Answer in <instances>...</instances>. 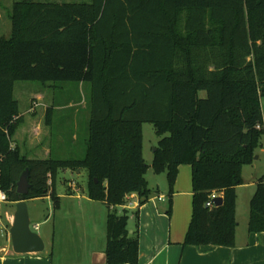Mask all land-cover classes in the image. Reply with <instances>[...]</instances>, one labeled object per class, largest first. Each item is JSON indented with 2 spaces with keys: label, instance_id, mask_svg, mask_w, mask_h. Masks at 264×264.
I'll return each instance as SVG.
<instances>
[{
  "label": "trees",
  "instance_id": "16d2710c",
  "mask_svg": "<svg viewBox=\"0 0 264 264\" xmlns=\"http://www.w3.org/2000/svg\"><path fill=\"white\" fill-rule=\"evenodd\" d=\"M0 37V188L7 201L51 196L59 170L86 169L88 196L110 208L108 264H138L139 236L118 207L166 173L172 202L179 167H192V217L184 245L236 244L237 187L263 147L264 0H18ZM91 85L86 155L33 159L14 136L23 123L17 81ZM205 91V95H201ZM50 112L48 117H50ZM159 141L143 155V123ZM29 168L31 188L18 193ZM213 191L221 206L206 205ZM248 231L264 232V175L249 202Z\"/></svg>",
  "mask_w": 264,
  "mask_h": 264
},
{
  "label": "crops",
  "instance_id": "0c3cea01",
  "mask_svg": "<svg viewBox=\"0 0 264 264\" xmlns=\"http://www.w3.org/2000/svg\"><path fill=\"white\" fill-rule=\"evenodd\" d=\"M37 94L32 96V98L43 96L41 93ZM14 96L19 101L15 95V87ZM46 108L47 114L51 111V120L54 106H47ZM29 111L30 109L23 112L20 109L23 123L17 130L14 140L20 146L21 151L24 149L33 154L32 146L30 145L38 137L39 128L35 124L36 120L31 115H27ZM260 148L256 151L258 158L243 167L244 183L236 189L238 227L236 244L233 247L214 244H183L188 230L187 225L190 223L191 200H193L191 165L179 167L180 173H178L175 184L177 191L172 196L175 199L173 200L172 198L168 208L159 204L160 202H167V196L164 194L152 197L144 204H140L138 194L129 195L128 204L120 206L118 209L119 212L124 209L128 210L129 233L130 235L137 234L139 236L140 252L138 264H264V232L251 233L248 231L249 202L255 192L258 178L264 173V165L259 164V160L262 157L259 151L264 154V150ZM42 150L44 151V157H34L33 155H28V157L33 159L53 158V151L48 144L44 145ZM152 161L148 164L151 165ZM149 168L152 167L150 166ZM72 171L81 172V170ZM247 171L250 174L248 177L246 175ZM190 176L191 183L188 185L187 178ZM240 189H246L248 204L247 217L244 221L245 230L240 228V223L242 224V222L238 219ZM57 194L60 197V208L56 210L54 209L51 196L27 200V203L45 199L52 200V205L48 207L49 211L44 215L45 219L42 224L49 223L52 220L54 221V230L52 232H43L40 230V222L35 225L37 229L39 228L38 230L40 231L38 233L45 242V249L41 252L23 254L14 252L10 229L13 224L17 202L6 201L1 205L0 264H108L106 255L108 244L107 220L110 208L104 201L93 200L88 196V185L87 188H84L73 180L67 183L65 191ZM160 196H163V198L160 199ZM182 196L186 198L185 210L187 215L185 216V221L183 219L180 224L177 223L176 217L177 208L181 202L180 197ZM29 216L31 218L30 211ZM32 217L35 218L33 213ZM36 219H39V217H36ZM60 225L61 227H59ZM46 242L49 244L48 247H46Z\"/></svg>",
  "mask_w": 264,
  "mask_h": 264
},
{
  "label": "rangeland",
  "instance_id": "374dc122",
  "mask_svg": "<svg viewBox=\"0 0 264 264\" xmlns=\"http://www.w3.org/2000/svg\"><path fill=\"white\" fill-rule=\"evenodd\" d=\"M18 0H0V37L9 36L11 33L12 21L10 15L13 10V4ZM37 1H90V0H37ZM37 93L43 94L41 97H34ZM15 95L20 101V109L25 112L30 109L29 114L36 120V125L39 128V135L33 142V154L24 150L23 154L26 156L33 155L34 157H44V145L48 144L51 147L55 159H81L86 155V141L89 136V121L91 118V85L88 82H62L55 87L52 83L42 84L39 81H17L15 83ZM201 95H205V91H201ZM47 106H54L51 113V120L46 113ZM262 108L264 114V97L262 98ZM159 137L155 132L152 123H143V146L144 157L147 163L152 161L153 150L158 143ZM22 140V139H21ZM42 141V143H41ZM264 141V137H263ZM264 145V144H263ZM264 150V146L260 149ZM35 151V152H34ZM259 160V164L264 165V154ZM256 156V155H255ZM255 159V157H254ZM181 166H189V164H182ZM180 166V167H181ZM180 173V170H179ZM247 177L250 175L247 171ZM264 173L262 174V176ZM146 178L151 189L149 199L159 194L167 196V202L159 203L162 206H170L169 183L166 173H155L152 168H149L146 173ZM185 179V176H184ZM188 185L191 183V176L187 178ZM75 181L80 186L87 188L88 173L86 169H81V172L68 170H59L56 176L55 188L57 193H61L67 189L69 181ZM192 187V183H191ZM246 189H240L239 192V208L238 219L240 228L245 230V219L247 217L248 204L246 200ZM177 191L174 186V193ZM173 198V197H172ZM180 206L177 208V223L185 221L187 215L185 210V197H180ZM175 197L173 198V200ZM51 199L30 201L27 203L28 210L31 212V228L33 231L52 232L54 230V221L42 224L45 216L48 213V207L52 205ZM175 206V204H174ZM192 207V200H191ZM166 208V209H167ZM174 209V207H173ZM166 211V210H164ZM175 212V211H174ZM32 213L34 217H32ZM131 213V212H130ZM39 217V219H36ZM192 217V209H191ZM191 221V218L189 222ZM40 222V230L35 225ZM58 222V221H57ZM59 223V222H58ZM61 224V223H59ZM190 224V223H189ZM244 224V225H243ZM61 227V225L59 226ZM189 225H187L188 229ZM239 228V229H240ZM45 243V242H44ZM49 244L46 242V247Z\"/></svg>",
  "mask_w": 264,
  "mask_h": 264
},
{
  "label": "water",
  "instance_id": "95a60500",
  "mask_svg": "<svg viewBox=\"0 0 264 264\" xmlns=\"http://www.w3.org/2000/svg\"><path fill=\"white\" fill-rule=\"evenodd\" d=\"M255 158H258L256 155ZM30 170L26 168L18 182L17 191L20 194H27L31 188L30 183ZM216 206L223 204V197L218 196L214 199ZM31 220L29 216V210L27 200H19L16 204V212L13 220V224L10 229V235L12 240V247L14 252L23 253H34L41 252L45 249V243L38 232H35L31 228Z\"/></svg>",
  "mask_w": 264,
  "mask_h": 264
},
{
  "label": "built area",
  "instance_id": "2783aa9c",
  "mask_svg": "<svg viewBox=\"0 0 264 264\" xmlns=\"http://www.w3.org/2000/svg\"><path fill=\"white\" fill-rule=\"evenodd\" d=\"M258 128H262L264 130V122L262 125H258ZM218 196H220L219 193H217L216 191H213L212 194L210 195L209 200L207 201L206 205L209 207L216 206L214 199ZM162 198H163V196H160V199H162ZM6 201H7V193L3 189L0 188V207Z\"/></svg>",
  "mask_w": 264,
  "mask_h": 264
}]
</instances>
